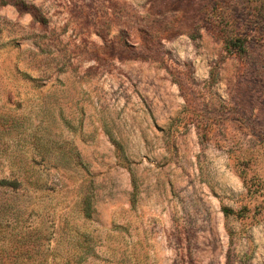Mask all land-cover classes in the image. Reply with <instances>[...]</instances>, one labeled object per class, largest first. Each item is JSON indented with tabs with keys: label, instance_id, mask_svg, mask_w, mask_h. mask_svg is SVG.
I'll return each instance as SVG.
<instances>
[{
	"label": "rangeland",
	"instance_id": "rangeland-1",
	"mask_svg": "<svg viewBox=\"0 0 264 264\" xmlns=\"http://www.w3.org/2000/svg\"><path fill=\"white\" fill-rule=\"evenodd\" d=\"M22 199L83 264H264V0H0V253Z\"/></svg>",
	"mask_w": 264,
	"mask_h": 264
},
{
	"label": "trees",
	"instance_id": "trees-1",
	"mask_svg": "<svg viewBox=\"0 0 264 264\" xmlns=\"http://www.w3.org/2000/svg\"><path fill=\"white\" fill-rule=\"evenodd\" d=\"M34 161H22L21 173L17 179L6 185L13 184L16 189L22 193L28 191V187L41 189L43 181L41 177L33 172ZM22 205L16 210L15 221L17 232L13 234L9 241V249H3L4 253H0V264H83L90 258H95L96 253H92L91 249H86V253H81L80 243L76 242L73 246V253H47L51 242L50 235H46L45 231L40 228L33 227L30 218L33 215L32 211L27 212L25 199L21 200ZM82 217L90 220L93 217L92 204L88 197L81 201ZM225 217L233 214L232 210H222ZM7 214V210L4 212Z\"/></svg>",
	"mask_w": 264,
	"mask_h": 264
}]
</instances>
